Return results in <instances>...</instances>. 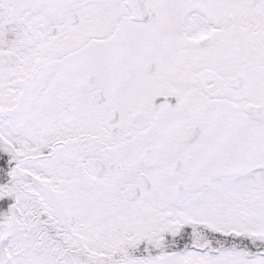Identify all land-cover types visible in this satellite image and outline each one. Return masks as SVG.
<instances>
[{
	"label": "snow or ice",
	"instance_id": "1",
	"mask_svg": "<svg viewBox=\"0 0 264 264\" xmlns=\"http://www.w3.org/2000/svg\"><path fill=\"white\" fill-rule=\"evenodd\" d=\"M0 264H264V0H0Z\"/></svg>",
	"mask_w": 264,
	"mask_h": 264
}]
</instances>
